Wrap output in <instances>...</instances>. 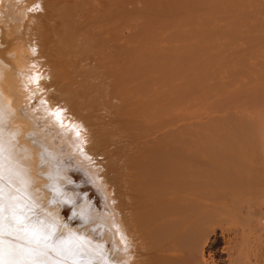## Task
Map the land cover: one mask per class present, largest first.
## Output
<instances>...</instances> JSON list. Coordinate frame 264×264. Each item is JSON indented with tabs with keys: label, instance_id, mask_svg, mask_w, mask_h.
I'll list each match as a JSON object with an SVG mask.
<instances>
[{
	"label": "bare ground",
	"instance_id": "6f19581e",
	"mask_svg": "<svg viewBox=\"0 0 264 264\" xmlns=\"http://www.w3.org/2000/svg\"><path fill=\"white\" fill-rule=\"evenodd\" d=\"M178 1L0 0V204L49 237L44 264H264V119L246 133L235 103L213 111L194 82L211 57L182 54L261 41L264 0ZM25 236L4 222L6 260L35 247Z\"/></svg>",
	"mask_w": 264,
	"mask_h": 264
},
{
	"label": "rangeland",
	"instance_id": "374dc122",
	"mask_svg": "<svg viewBox=\"0 0 264 264\" xmlns=\"http://www.w3.org/2000/svg\"><path fill=\"white\" fill-rule=\"evenodd\" d=\"M174 1V3L176 4L177 2H175V1H178V0H173ZM263 1V0H262ZM179 2V1H178ZM181 2V1H180ZM179 2V3H180ZM173 3V7H174V10L175 11H177V8H179L180 6H179V3H177L176 5H178L177 6V8H175L176 6H174L175 4ZM181 4V3H180ZM246 5H247V3H245V7L243 6V8L245 9V8H247L246 7ZM197 9H198V7L197 6H195ZM193 8V7H192ZM251 8V7H250ZM185 9V8H184ZM182 10V8H181V11H185V10ZM196 9V11H198ZM189 11V9H186V11ZM246 10V9H245ZM191 11H193V10H191ZM195 11V10H194ZM194 11L191 13L190 11L189 12H187V13H181V15L183 16V17H187V15H188V13H190V15L192 14V15H194L193 13H194ZM195 11V12H196ZM172 14H173V12H170V15L167 17V18H169V17H172ZM189 15V16H190ZM249 19V18H248ZM148 20V19H147ZM152 20H154V19H152ZM151 20V21H152ZM251 20H253L254 21V19H249V22H250V24H253V21H252V23H251ZM260 20V19H259ZM149 21V20H148ZM223 21H225V20H223ZM222 21V22H223ZM246 21L248 22V20L246 19ZM255 21H257V20H255ZM143 22H145L144 20H143ZM217 22V21H216ZM227 22V21H226ZM249 22L248 23H246V24H249ZM211 23V22H210ZM209 23V24H210ZM218 24H222L223 25V23H221V22H217ZM228 23H229V20H228ZM231 23L232 22H230V25H231ZM254 23H256V22H254ZM225 24V23H224ZM173 25H175V24H172L171 25V28L170 29H172L173 27ZM221 25V26H222ZM226 25L228 26V24L226 23ZM230 25H229V29L232 27V25H231V27H230ZM243 25H244V27L246 28V29H244V27H243ZM241 27H239V29H240V31H241V28H242V30H245L244 32H245V36L247 35V34H249L246 30H248L247 29V27L249 28V26L247 25V27H246V25L245 24H243ZM208 27H210L209 25H208ZM225 27L226 26H223V28L225 29ZM254 27H257V26H254ZM161 28H164V27H158V29L159 30H157V31H159L160 33H165V30L166 29H161ZM228 27H226V29H227ZM258 28H260V27H258ZM257 28V29H258ZM263 28V29H262ZM262 28H260L261 30H256V31H254L255 32V36H257L258 35V37H259V35H261V36H264V27H262ZM169 28H167V30L169 31L170 30ZM221 29H222V27H221ZM161 30V31H160ZM163 30V31H162ZM166 30V31H167ZM254 30V29H253ZM242 32V31H241ZM244 32H243V34H244ZM262 32V33H261ZM252 33H253V31H252ZM258 33V34H257ZM243 34H241L242 36H244ZM155 35V34H154ZM162 36V34H159V36ZM208 35H206V37H207ZM229 36H231V37H229ZM161 37H158V38H155V39H151V41L152 42H158V41H161V39H160ZM233 37H232V35H228L227 36V34H226V36L224 35V36H219V37H210V38H200V39H203V40H198L199 38H193L195 41H197V43H195V45H194V48L192 47L193 45L192 44H194V40H190V44H191V42H192V44L190 45L191 47H188L187 49H186V55H185V53L183 52L182 54H184L183 55V57L185 58H183V63H184V61H187L188 63L189 62H191L192 61V57L194 58V57H196V54L198 55V56H201V57H203L202 55H204V54H206L205 56H206V58L208 57V55H209V57L208 58H210V59H208V60H210L209 62H208V60L206 61V63L205 62H202L203 64H204V67H206V65H207V70L205 69V72L201 75L202 76V78H197L196 79V81L194 80V82L195 83H197L198 85H201L202 86V83L204 82V84H205V86H204V84H203V87H206V89H205V93H204V101L206 100V101H208V102H210V103H212L213 102V104H212V107L213 108H211V109H213V111H215L216 113H219L220 115H221V112H222V109H223V107H224V109H228V107L226 106L227 105V103H228V101H229V104H231V103H235V107H233L234 109H233V111H234V113H235V117H236V119L238 120V124H240V126L241 127H243L242 129H243V131H245V129H246V133H247V131H248V133H250L251 131H253L254 129H252V128H255L256 127V125H255V127L253 126L252 127V125L253 124H255L254 123V121L255 120H257V119H259L260 121H263V119H264V104H262V103H264V89H262L263 87H264V79H261L260 78V76L261 77H263L264 75V73L263 74H261V72H263L264 71V64H262V63H264V61H262V60H264V39H260L261 41H259V40H257L256 41V39H253V41L252 40H250V39H248L247 40V38H246V40L247 41H245V38H235V39H232ZM160 39V40H159ZM212 39H213V41H212ZM216 39V40H215ZM243 39V40H242ZM147 38H146V44L147 43H149V42H147ZM150 40V39H149ZM148 40V41H149ZM154 40V41H153ZM209 40V41H208ZM233 40V41H232ZM144 42L143 43H145V40H143ZM200 43H199V42ZM205 41V42H204ZM217 43H216V42ZM226 41V42H225ZM236 41H237V44H236ZM201 42H203L202 43V45L201 46H206V44H207V46L208 45H212V44H214V45H217V48L215 47V48H211V49H213V50H211L210 48L208 49V48H204V49H202V48H200L199 46H197L196 44H201ZM207 42V43H206ZM215 42V43H214ZM223 42V43H222ZM255 42V44H253ZM257 42V43H256ZM261 42H263V44L261 43ZM221 43V44H220ZM233 43V44H232ZM240 43H244L243 45H241ZM250 43H252L251 45H250ZM151 44H153V43H150L149 45H151ZM160 44H164V40L160 43ZM246 44H248V45H246ZM260 44V45H259ZM262 44V45H261ZM148 45V46H149ZM236 45V46H235ZM237 45H240V46H238L237 47ZM197 46V48L198 49H201V51L200 50H198V52H196V53H193V52H195L194 50H196V47ZM221 46V47H220ZM230 48H229V47ZM233 46H235V48H237V49H235ZM251 46V47H250ZM220 47V48H219ZM225 47V48H224ZM255 47V48H254ZM149 48V47H148ZM191 48H193L194 50L193 51H191ZM232 48H234V50L236 51V54H235V52H234V50L232 49ZM252 48V49H251ZM259 48V49H258ZM146 50H148V49H146ZM207 51V52H209V53H207L206 51L205 52H203V51ZM217 50V51H216ZM222 50V51H221ZM229 50V51H228ZM231 50H233V51H231ZM244 50V51H243ZM251 50V51H250ZM258 50H260V51H258ZM211 51V52H210ZM227 51V52H226ZM201 52V53H200ZM217 52H219L218 54H219V56H217L218 54H217ZM235 54H233V53ZM244 52V53H243ZM250 52V54H248V53ZM252 52V53H251ZM256 54H255V53ZM262 54H261V53ZM199 53V54H198ZM204 53V54H203ZM212 53V54H211ZM229 53H230V55H232V58H231V56H229ZM242 53V54H241ZM241 54V55H240ZM255 54L256 55V57H260L261 59H262V55H263V59L261 60V61H259V57H258V59L257 58H255V57H252L253 55ZM212 55V56H211ZM221 55V56H220ZM237 55H239V56H237ZM250 55V56H249ZM254 55V56H255ZM261 55V56H260ZM226 56V57H225ZM240 59H238L237 57ZM241 56H243V57H241ZM214 57V58H213ZM221 57V58H220ZM230 59H229V58ZM233 57H235L236 59H234ZM217 58V60H216V64H214L215 63V59ZM219 58V59H218ZM222 58H224V59H222ZM247 59V62L245 61L246 59ZM249 59H251V61L253 62L252 64H254V65H252V64H249V63H251V61L249 60ZM254 59V60H253ZM257 59V60H256ZM172 60V59H171ZM182 60V59H181ZM213 60V61H212ZM219 60V61H218ZM233 60V61H232ZM239 60V61H238ZM173 61H175V58L172 60V62ZM222 61V62H221ZM229 61V62H228ZM245 61V62H244ZM254 61H255V63H256V66H255V63H254ZM66 62V63H65ZM223 62L225 63V64H223ZM229 63V66H228V63ZM232 62L234 63V64H237V66L239 67H237L236 65H231L232 64ZM237 62H239V65L241 66V68H243V69H241L240 68V66L238 65V63ZM245 64H243V63ZM249 62V63H248ZM261 62V63H260ZM63 63L65 64V66L63 65ZM183 63H179V66H181V65H183ZM201 63V65H203ZM211 63V64H210ZM246 63L250 66V67H248V69H247V66H246ZM209 64L210 65H212V67L211 66H209ZM213 64L215 65V66H213ZM220 64H222V65H220ZM260 64V67L259 66H257V65H259ZM63 65V66H62ZM226 65L228 66V67H226ZM252 65V66H251ZM219 66V67H218ZM221 66V67H220ZM232 66V67H231ZM254 66H255V68H254ZM262 66H263V68H262ZM62 67H67V61H64L63 60V62H61V68ZM184 66H182L181 67V69L183 68ZM208 67H210V68H208ZM216 67V68H215ZM218 67V68H217ZM160 68V66L158 67V69ZM252 68V69H251ZM254 68V69H253ZM262 68V69H261ZM158 69L156 68L152 73L154 74V75H158ZM163 69V68H162ZM162 69H159V70H161L162 71ZM165 69V68H164ZM180 69V68H179ZM213 70L215 71V72H213ZM249 70V71H248ZM263 70V71H262ZM155 71H156V73L157 74H155ZM248 71V76H247V74H246V72ZM251 71V74L253 75L254 74V77H252V75L251 74H249V72ZM255 71H256V73H255ZM258 71H260V73H257ZM216 73V74H215ZM148 74V73H147ZM146 73H145V75H143V77L144 76H146L147 75ZM261 74V75H260ZM249 75H250V78L248 79L247 77H249ZM257 75H259V77L257 76ZM263 75V76H262ZM149 76H151L150 74H149ZM148 76V77H149ZM147 77H145V78H143V79H146ZM254 78V79H253ZM256 78H258V81H257V79ZM198 79H199V81H198ZM237 79V80H236ZM260 79H261V81L263 82V83H261V81H260ZM200 80H202V81H200ZM204 80V81H203ZM244 80H246V82L244 81ZM248 80V81H247ZM249 80H250V82H251V84L249 83ZM252 80H254V83L252 82ZM256 80V81H255ZM159 81V80H158ZM161 81H162V79H161ZM198 81V82H197ZM219 81H221V82H219ZM231 81H233V82H231ZM242 81H244L243 82V84H241L242 83ZM160 82V81H159ZM206 82H209L210 84H208L207 85V83ZM218 82V83H217ZM256 82V83H255ZM248 83L250 84V85H248ZM253 83V84H252ZM234 84H235V86H234ZM240 84V85H239ZM261 85V87L262 88H260V87H258V85ZM151 85H152V83H151ZM150 85V86H151ZM229 85V86H228ZM237 85H238V88L240 89H238V88H236L237 87ZM241 85H243L242 87H241ZM245 85V86H244ZM255 85H257V87L255 86ZM158 86H160V84L159 85H155L154 87H151L152 89L153 88H157ZM213 86V87H212ZM228 86V87H227ZM248 86H250V87H248ZM252 86L254 87L255 86V88H252ZM161 87V86H160ZM159 87V88H160ZM212 87V88H211ZM221 87V90L219 89ZM229 87L231 88V89H229ZM246 89H245V88ZM158 88V89H159ZM214 88V91H212V89ZM249 90H248V89ZM217 89V90H216ZM234 89V90H233ZM236 89H237V93H235L236 92ZM243 89V90H242ZM255 90V91H253V90ZM257 89V90H256ZM259 89H262L263 91H260ZM220 90V91H219ZM233 90V91H235V92H233V93H231V91ZM238 90L241 92H238ZM247 90L249 91L248 93H245V94H243L244 92L243 91H245V92H247ZM142 92L140 93V94H135V96H138L139 97V95L142 97L143 95H144V93H143V90H141ZM223 91V92H222ZM226 91V92H225ZM257 91H260V92H258V94H256L257 93ZM214 92V93H213ZM221 92V94H219V93ZM142 93H143V95H142ZM218 93V94H217ZM234 93H235V95H234ZM240 93V94H239ZM249 93H251V97H250V95H249ZM256 95H255V94ZM233 94V95H232ZM236 94H238V95H240V96H236ZM243 94V95H242ZM254 96H253V95ZM189 96L191 95V94H188ZM188 95H186V97L185 98H191V96H193V95H191L190 97L188 96ZM234 97V98H238V100L237 99H234L232 96ZM248 95V97H246ZM209 96L211 97V98H209ZM257 96V97H256ZM140 97V98H141ZM208 98V99H207ZM240 99H242V101H240ZM246 99V100H245ZM258 99V100H257ZM263 100V102H262V100ZM236 100V101H235ZM259 100H261V101H259ZM212 101V102H211ZM259 101V102H258ZM239 102V103H238ZM242 104V105H241ZM262 104V105H261ZM241 105V106H240ZM243 106H245L244 108H242ZM248 107V108H247ZM238 108V109H237ZM243 110H242V109ZM232 109V108H231ZM249 111H248V110ZM251 109V110H250ZM230 110V109H229ZM236 110V111H235ZM238 110V111H237ZM255 111V114H253L254 113V111ZM261 110V111H260ZM241 112V113H240ZM250 112H252V113H250ZM258 112V113H257ZM260 113V114H259ZM244 114V115H243ZM257 114V115H256ZM239 115V116H238ZM251 115H255L256 116V118L254 117H251ZM259 115H261L260 117H259ZM253 119V120H250L251 118ZM240 117V118H239ZM258 117V118H257ZM242 118V119H241ZM241 119V120H240ZM245 119V120H244ZM248 119V120H247ZM240 120V121H239ZM250 120V121H249ZM143 122V121H142ZM243 122H245V124L244 125H242L243 124ZM252 122V123H251ZM256 122V121H255ZM247 123H249V125H250V123H251V125H250V127L248 126L247 127ZM257 123V122H256ZM247 127V128H246ZM140 128V127H139ZM139 128L137 129H135V130H131V133L132 132H136L135 133V138H133L134 136H133V134L134 133H132V138H133V140H132V138L130 139V137L129 138H127V139H129V140H131V142L132 141H134V140H138V142L136 141V143H137V145L138 144H140V146L142 145V143L144 142V141H142L143 140V134L142 133H144V132H141L140 130H139ZM245 128V129H244ZM140 129H142V128H140ZM251 129V130H250ZM160 129H158V131H159ZM250 130V131H249ZM138 131H140L141 132V134L138 132ZM143 131V130H142ZM156 132V134L157 135H159V133L161 132V131H159V132ZM139 134V135H138ZM155 133L153 134L154 136L156 135ZM157 135H156V137H157ZM130 136H131V134H130ZM140 136H142L141 138H140ZM152 134L150 135V136H148L147 138V140H149L150 141V139H152ZM160 136V135H159ZM159 136H158V139H157V141L159 140ZM127 137V136H126ZM156 137H154V139H156ZM125 138V137H124ZM124 138H121L122 140H120L121 142H127V140L126 139H124ZM140 138V139H139ZM123 140H125V141H123ZM129 140H128V143H129ZM146 140V141H147ZM153 140V139H152ZM151 140V141H152ZM119 141V142H120ZM154 141H156V140H154ZM118 142V143H119ZM120 142V143H121ZM141 142V143H140ZM116 143V145H118V149H119V147L121 146V148H128V146L130 147H132V145H133V147H134V145H135V142H134V144H132V143H130V144H128V146L126 147V146H123L125 143H123L122 145L120 144H117V142H115ZM145 143V145H146V143L147 142H144ZM132 144V145H131ZM149 144H150V142H149ZM126 145V144H125ZM136 145V146H137ZM144 145V144H143ZM123 146V147H122ZM120 148V149H121ZM97 155L95 154V157H96ZM99 156V155H98ZM97 156V157H98ZM100 157V156H99ZM101 158V157H100ZM99 159V158H98ZM97 159V160H98Z\"/></svg>",
	"mask_w": 264,
	"mask_h": 264
},
{
	"label": "snow or ice",
	"instance_id": "6c2138e0",
	"mask_svg": "<svg viewBox=\"0 0 264 264\" xmlns=\"http://www.w3.org/2000/svg\"><path fill=\"white\" fill-rule=\"evenodd\" d=\"M0 199H2V192H0ZM4 207L0 204V230L3 229L4 222L6 221L10 227H18L19 230L25 232V238L28 240L29 245H35V247H27L28 255L24 259H12L6 260L4 258L3 250H0V264H44V261L40 260L38 257L40 255H46L45 252L39 251L40 246L43 244L44 248L51 247L47 241L49 237L47 235H41L37 229L29 230L26 226L23 225V219L19 214L14 210L9 209V215L4 216ZM52 251H56L55 248H52ZM59 264V262H58ZM73 264H76L73 261Z\"/></svg>",
	"mask_w": 264,
	"mask_h": 264
}]
</instances>
